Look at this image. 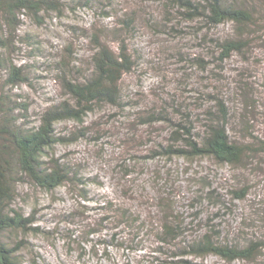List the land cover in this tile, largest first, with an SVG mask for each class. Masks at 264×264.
Masks as SVG:
<instances>
[{"label":"trees","instance_id":"trees-1","mask_svg":"<svg viewBox=\"0 0 264 264\" xmlns=\"http://www.w3.org/2000/svg\"><path fill=\"white\" fill-rule=\"evenodd\" d=\"M115 1L0 0V264H35L21 252L24 239L16 238L42 231L34 224L35 210L25 213L15 204L22 185L48 192L68 186L85 200L94 198L87 186L96 176L88 174L82 162L58 155L57 146L94 139L92 126L86 122L97 111L112 108L114 111L107 115L128 118L137 127L154 128L160 133L164 140L159 141V149H151L148 157L169 161L174 157L207 158L250 168L248 175H253L264 161V129L258 117L261 114L264 121V88L259 91V84L244 65L252 59L264 63L262 56L255 55L257 47L264 48V0H161L163 14L154 17L151 12L145 24L153 33L185 42L186 50L177 49L179 63L172 69L166 66L165 54L147 57L141 48L129 44L139 36L141 21L130 11L120 12ZM81 8L91 9L101 20L114 15L118 45L113 48L92 32L93 46L87 60L67 46L66 59L47 63L64 98L42 107L34 118L27 98L12 91L21 84L38 81L30 64L18 65L12 55L23 49L28 57L43 54L35 34L22 31L25 19L39 26L53 15ZM235 58L241 63L240 71L236 77L225 75L223 69ZM144 66L140 78L154 69L160 77L152 93L133 91L124 84L128 75ZM167 67L173 78L165 84ZM250 187L244 179L243 185L229 188L230 198H246ZM230 198L223 194L218 198L224 209L231 206ZM97 201L101 205L94 208L103 213L102 224L112 223L129 232L126 238L113 235L106 239L112 244L140 248L145 247L144 242H151L149 246L156 243V250L171 258L169 263L212 264L203 259L214 255L228 264H264L263 232L240 221L231 223L222 213L213 217L193 213L187 221L181 213L170 215L157 210L150 220L142 209L124 200L103 195ZM95 232V228H83L81 238ZM150 234L152 239H147Z\"/></svg>","mask_w":264,"mask_h":264},{"label":"rangeland","instance_id":"rangeland-1","mask_svg":"<svg viewBox=\"0 0 264 264\" xmlns=\"http://www.w3.org/2000/svg\"><path fill=\"white\" fill-rule=\"evenodd\" d=\"M115 2L120 12L130 11L141 21L138 23L139 36L135 40H130L129 44L141 48L147 57H154L158 53L161 56L165 54L166 66L170 65V69L171 66L178 65L176 51L179 47L186 50L185 42L177 43L176 39L153 33L145 24V18L151 12L154 17L163 14L162 1L116 0ZM92 12L91 9L82 8L66 11L62 15H53L48 19L49 21L39 26L25 19L22 31L35 34L43 48V54L28 57V52L23 49L21 53L15 52L12 55L18 65L28 62L30 69L35 70L34 78L38 80L32 81V85L21 84L12 91H19L27 98L34 118L42 107L64 98L63 89L47 63L66 59L67 46L78 55L77 57L87 60L93 46L90 41L92 32L100 34L101 40L108 42L113 48L117 47L118 38L113 32V20L116 21L117 18L113 15L101 20ZM71 26L76 28L73 29ZM104 26L105 30H103ZM257 50L255 55L264 59V48L260 50L257 47ZM192 52L196 53L194 50L190 51ZM68 59L79 63L78 59ZM240 65L238 58H235V61L226 64L223 73L236 77ZM244 65L250 73L252 72L256 84H259V91L263 90L264 63H256L252 59ZM144 69L145 66L138 72L128 75L124 84L133 91L142 89L141 91L152 93L151 89L158 84L160 77L154 69L151 74L146 72L143 78H140L139 73ZM147 71H149L148 67ZM196 71L207 74L201 68H196ZM171 74L172 70H168L167 67L165 76L168 75V78L165 84L172 80ZM2 76L0 72V81ZM141 97L143 98L144 94ZM112 111L114 110L108 107L92 113L87 118L86 123L92 126L90 133L94 139H81L67 146H57L58 155L82 162L84 170L96 176L94 183L87 186L92 190L93 199L85 200L79 197L68 186L49 192L32 188L27 184L20 187L15 201L16 206H21L25 213L35 210L37 219L34 224L39 225L42 230L37 235L22 234L16 237L24 239V248L21 252L26 258L32 259L35 264H179L169 263L171 258L156 250V243L149 246L151 242H144L145 247L126 248L106 240L113 235H116L117 239L126 238L129 232L112 223H101L103 213L94 207L101 205L97 199L103 195L139 207L143 210V215L150 220L152 213H157V210L170 215L181 213L187 221L192 218L193 213L203 217L207 215L213 217L215 213H222L231 223L240 221L242 225L264 234V161H260L253 175H248L247 170L250 168L219 164L207 158L174 157L169 161L165 158L148 157L147 155L152 154L151 149H159V141L164 140L159 136L160 133L155 132L154 128L137 127L133 124L135 122L128 118L107 115V112ZM258 117L264 129L263 116L260 114ZM67 126L69 129H74L72 124ZM158 128L160 127L157 126ZM151 131L154 133L150 134ZM244 179L246 183L252 185L247 197L242 200H232L228 192L229 188L243 185ZM212 194L220 195L218 198H221L222 194L229 197L231 206L224 209L218 198L216 199ZM69 214H73L72 217L68 216ZM219 219L216 218V221ZM83 228H95L96 232L84 239L80 234ZM101 238H105V241H101ZM147 239H152V235L150 234ZM163 259H166V262ZM203 260L212 264H228L214 255L207 256ZM231 264L247 263L236 261Z\"/></svg>","mask_w":264,"mask_h":264}]
</instances>
